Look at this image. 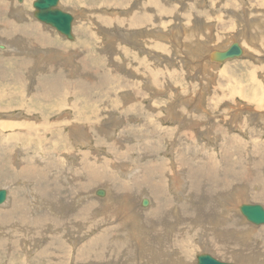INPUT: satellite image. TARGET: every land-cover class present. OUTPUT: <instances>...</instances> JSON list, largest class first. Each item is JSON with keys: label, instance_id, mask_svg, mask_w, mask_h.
Returning <instances> with one entry per match:
<instances>
[{"label": "rangeland", "instance_id": "obj_1", "mask_svg": "<svg viewBox=\"0 0 264 264\" xmlns=\"http://www.w3.org/2000/svg\"><path fill=\"white\" fill-rule=\"evenodd\" d=\"M34 1L35 0H0V20L7 18L10 13L9 11H14L15 10L14 8L16 9L23 8L26 12L29 10H32L34 14V11H35V8L33 6ZM165 1L158 0V2H154V0H60L59 7L69 13H72L75 17V20L73 23V35L75 38L70 39V40L69 38L62 35L60 32H58L55 28L37 20L35 17L32 18L34 21L37 22V28L36 29L31 28V34L36 38H42L46 42V45L50 47L55 46V45H62V44L63 46L66 45L62 49V52H64L62 54L63 56H66V59H67V60L64 59L65 61L70 62V60H73V58L70 59V56H69L71 52L75 54L76 53L79 54L81 52L80 58H81V55H83L82 58L86 57L87 55L91 58L90 60L93 62V64L92 62H89V60H87L86 63L87 65L93 66L95 69L97 68L94 74L98 78L104 80L106 78L104 76V73L107 74V71L110 70V73L111 72L114 73V74L111 73V76L113 77L114 76L116 78L123 77L124 79L127 78L126 81L123 80V78L121 79L123 81L122 84H124V81L127 83V85L124 86L125 87L124 89H126V87L132 88L136 85L134 88L140 91L139 94L145 91H147L148 93H145V97L142 102V107L138 111L139 114L138 113L136 114L133 111H130L127 113L128 116L134 115V117L129 116L128 118V116H125V115L123 118L119 117L122 115L119 113L121 112L119 111L120 109L118 110L117 107H115L119 111L118 112V111H115L116 109L114 111H111L113 110V107H105V105L109 104V99L107 98L105 99V101H103V103L100 104L99 108L98 106L94 105L95 109L97 108L96 110L99 112H102L103 114L102 119H100L101 121L100 120L95 121V123L93 124L96 128H99V131L95 130L96 128H94L92 129L93 131L91 132L89 126L82 123L74 127L72 126L67 127L66 128L67 130L65 129L67 133H69V131L71 133V131L74 132L72 129H75V127H78L76 128L77 130L75 129L77 134L74 133L76 134V136L72 133L73 135L70 137L71 139H69L68 141L67 139H64L66 138L65 133L59 134L56 132L55 134V132H49L48 135L43 136V139L40 142L44 146V149L42 151L38 152L36 150L38 149L37 147H32L28 145L29 151L31 153L30 155L32 156L33 154L35 156L34 158L38 160L37 162L41 164V167L43 166L53 167V168H50L51 173L53 172L56 175L53 173L52 174L50 173L48 177L50 176H52V178L54 177L55 178L54 181L56 183L59 180L58 183L55 184L56 186H58L57 195H55V193H51V195L48 196L47 198L39 197L36 192L38 188H42V185H44L45 182H42V185H41L34 181L28 180L26 178H20V177H19L20 179L14 178L12 172L10 171L11 163H14L12 164L14 167H17L24 163V162L22 163L24 156L21 155V151L26 149V147H24V146H27L25 142H22L20 145L15 143L14 144L15 146L11 147V149H10V145L8 148L6 147L4 150L2 149L3 152L0 153V189L8 188L7 190L11 194L12 205H14L17 202V199H19L23 201V204H25L28 208L33 209V211H30L28 209V211L31 212V213L30 212L28 213L27 215L28 218H30L31 216H35L36 213L38 217H41L47 214L51 218L56 217L57 219L63 220L64 222L65 221L66 222L65 223L62 222L60 227L59 226L58 228L55 227L56 229L54 228V226L47 225V222H46L44 224L45 226L43 228L44 229L43 233H47V234H44V237H42L43 234L41 236H35L34 233L27 231L26 233H28L29 235L25 237L23 241H21L23 245L21 248L17 250L18 252H14V251L12 252L11 249H10L11 251L4 250L0 252V264H44L46 262V258L42 259L41 257H37V256L40 253V251L44 247H46L45 245L47 241L49 242V240L50 241L52 240L50 242V245L54 244V241L57 235L59 238L63 240V242L66 244L68 248V255L70 256L69 264H74L73 261H75V259L73 260V258L77 256L78 248L81 247L82 244L88 241V239L96 237L95 235H99L101 232L102 233L109 232L107 231L109 226L116 225L120 221H122V219H124L125 217L124 212L126 211L125 209H127V206L129 209V206H130L129 204L130 198L135 199V202L132 204V207L137 208V210L135 209L134 210L135 212L134 211L131 212V217H132V220L138 221V227L133 225L132 220H129L128 224L124 226H119L122 232L116 233L115 240L120 239L121 241L122 240L134 241L135 239H138V242H136L137 243L136 245L137 247H139L143 245V243H141V240L145 243L146 241H148L147 239L151 238L150 234L156 233L157 229H155V231H153L152 229H149L150 227L148 228L146 227L147 229H144L145 228L143 226L144 222L142 224L141 222L142 218H140L139 215H137L140 211H143L142 209L138 211L139 207L141 208V206H143L141 202L142 201L141 198L148 197V199H150L147 193L148 191H146L147 189L144 188L143 190L145 191H142L141 188H143V186H141L139 189L127 188L125 190L123 189V186H122V188L119 189L118 187H116V184H114L115 186L114 187L112 184L108 183L107 180L101 181V179L100 180L96 179L94 177V174H91V173L86 174V170L84 169H81L82 173H80L81 172L80 170L78 171L79 174H77L76 171L74 173V170L77 167V165L83 166V164H86V161L84 160V158H81L80 160H78V157L75 156L76 149L80 151L90 150L92 152H96L97 158L98 157L102 158L103 156H106L110 158L112 157L114 159L115 154H117V152H120L119 149L118 150L116 149V146L120 143L119 148L120 149L126 148L130 154L128 153L127 157L122 158V160L116 158L118 163H115V164L118 166V169L120 172V178L127 185H132L134 182V179L138 177V176L131 177V175L127 174V172H129L132 168H134V166L138 167V166L148 165V162H150V159L154 160L156 156L165 157L166 155H168V161L165 166L167 167L166 175H169L170 174L169 164L170 162H172V159H173L171 158V156L174 155V153L172 152V149H173L174 141L176 142V140L174 139L176 135L174 134L175 132H172L169 129L165 130L164 128L165 127L172 128V125L173 127H175L174 125L177 124L175 120L172 121L168 119V117L170 116V113H172L173 118L178 117L179 115L180 119L183 122L185 123L188 122V125H194V123H200V126L202 128L206 127L207 125L205 120L208 119L209 116H212L213 114L216 120V126H224L228 121L230 124L236 125L233 131L237 133L238 136L242 138L244 142L247 144V147H246V144L244 147L246 149V152L253 151V150H258L259 152L264 151V125H262L264 124L262 123L264 121V116L262 117L263 120L262 119L260 120L261 118L260 116L256 118V115L247 114L245 112L240 117L239 115L235 117L234 120H236V122L234 120H227V121L225 120V123L224 121L223 122L219 121L224 118V117H221V113L223 111L225 112V107H227L228 104L237 105L241 102L243 105L253 106L255 108L257 106L256 103H254L255 98H253L254 101H248V100H252L251 96H253V93L258 90L257 98L264 97V93H263L264 92V89H263L264 88V79H263L264 72H262V69H261V67L264 65V33H263L264 27L257 26V25L254 26L253 24L256 22L258 23L259 21L257 20H259L260 18L261 19L264 18V0H165ZM160 4L164 6V8L167 7L169 4L172 5L173 7L172 9L174 10V12L167 14L166 11L164 12L163 8L160 7ZM154 13L156 14V17ZM176 13H178V16ZM15 14L16 13H14V15ZM239 16H244L247 19V21L249 20L252 22L251 26H248V30H251L252 34L260 35L259 38L260 37L261 39L263 38L262 42L261 40L257 41L256 37L252 35V37L254 38V41L252 44H249L247 46L249 48V51L251 50L252 51L248 52V54L246 53V56L242 55L240 57L230 59L225 62H219V63H215L216 62L215 60L211 61L210 59H208V54L210 55L213 48L224 49L232 42V40L236 39V34L240 30V27H241L240 25L242 24V20L240 19ZM136 18L142 19L143 24L140 25V23H138L134 25L135 23H137L135 22ZM27 21L29 22V19ZM158 22L160 23V26H161L160 28L162 29V31H164V34H162L161 37H159L160 36L159 34L161 33L156 28L157 25H155L154 26V28H156L155 32H157L156 34H158L159 36L155 35L152 38L151 37L152 35H150L151 32H153L152 29H154L152 28V26L153 24H156ZM0 24L7 25L5 22H0ZM142 28H145L146 31H142ZM148 32H150L149 35H148ZM26 34H28V32H26ZM85 34L87 35V38L85 37L86 36ZM1 35L3 36H0V46L2 45L3 48L0 47V64L5 65V66L9 65L11 62L12 56H26L29 59L31 58L30 56L32 57L39 56L36 53L37 52L36 50L30 49L29 47L23 45V43L21 42L22 38L18 36L17 33H15L16 37L14 35H8V34H3V33H1ZM177 36H178V39L176 38ZM76 37H78V39ZM86 42H89L91 44V48L87 53H85V49H87V47L85 46ZM255 42L258 44L256 45ZM255 46L256 48L258 47L259 50L256 48L254 49L253 47ZM199 47H201L202 49L199 50ZM45 52L50 53V54H55L56 56V53L53 50L49 48H43V52H41L43 56L41 57L42 59L39 60L40 63H41V60L45 59V56H44L46 55ZM101 56H115L118 60V63L124 66V69L121 70V73L123 74V76L117 73L118 70L116 71L112 70L113 60H111V58L107 57L106 59H99V57ZM94 57L96 59V65L94 64ZM183 60H187V62H182ZM32 66H35V63L33 61H32ZM32 66H31V69L34 68ZM65 67L68 68L70 66L66 65ZM93 67L89 66V69L94 71ZM79 68L80 66L78 67L77 70H79ZM37 69H39V66H37ZM37 69L35 68L31 73H27L26 70H22L20 73L21 77L17 76L22 83L24 82V80H28L27 82L28 86L25 91V96L27 95L26 99L28 97L33 98L38 93H40V89H39L35 92L34 96L32 92L30 94L31 88L32 90H34V85L37 83V80H38L37 77L40 76V74L36 72ZM198 70H202V71L198 72ZM253 71L255 74L252 73ZM135 73H140L141 76H138L139 77L138 78L136 77V75H134ZM156 73L164 74V76L157 77ZM67 74L68 72H66L65 70V76ZM94 74L90 78H92ZM132 74H133V79L128 80V76ZM147 75H149L151 78H155L156 76V79L158 81L149 82L148 78L145 77ZM1 77H2V73H0V79ZM62 78L63 77H61V79ZM127 81L132 82V83H128ZM254 81H256L255 86H259V87H256L255 89H253V87L251 86V89H250L251 96L244 97L242 93H245V91L249 89L250 84ZM138 85L140 86L138 87ZM110 87H113V88L117 87L119 88L118 90H121V88H123V86L118 87V85L116 84ZM220 87L222 89L217 90V88H220ZM12 90H13L12 88L11 89H8V87L6 88L7 93L12 94L13 93ZM234 91H235V94L233 93ZM230 94H232V96H230ZM73 105H77V103H73ZM201 106H203L204 109L202 113H199L198 108H200ZM217 106H218V109L220 110L213 113V110ZM77 107L79 109V103ZM104 109H107V110L103 113ZM183 109H185V111L182 113L183 115H181L180 112ZM256 109L258 108L256 107ZM22 110L23 109L18 108V107L17 108H12V107L0 108V114H2L0 115V118H1L0 120L1 121H5V120L6 121H11V120L18 121L19 120L20 122V121H23L24 119V120L31 122V120L34 119L33 122L36 124L38 123L37 119L33 117H27L21 114L23 113ZM258 110H260L259 113L261 112L264 114V107H259ZM45 111L46 113L48 112L52 113V110H49L48 107L45 109ZM99 112H96L97 116H99ZM17 113H20V116L17 118L18 120L15 119L17 117ZM8 114H11L9 115L10 117L8 116ZM12 115H15V116L12 118L11 117ZM27 115L29 116L28 113ZM112 116L116 117L117 119H111ZM232 116L233 115L228 113V117L227 116L226 117L229 119V118H232ZM189 117L192 119V122L190 121ZM99 122L101 123L99 124ZM103 122L104 123L107 122L106 124L107 125L109 124V125L105 127ZM153 124L155 126H153ZM79 126H80V135L78 137L80 141L86 140L90 143L83 145L80 142L79 143L77 142ZM158 127L164 129V131L161 134L159 133ZM102 128H104L103 131H102ZM105 131H106V134H105ZM177 131L180 133L181 128H178ZM197 132L199 134L195 133L193 141L195 142L198 141L200 143L199 146L203 147L204 150H205V146L207 145L211 146L210 143H206L207 138H204L201 135L202 130L199 129ZM8 133L9 131H5L6 136L8 135ZM57 134H59L60 136ZM183 137L184 135L182 136V138L181 136L178 135L175 138H179L180 140H183ZM51 138L54 140H52ZM1 140H2V137L0 139V144H1ZM55 140L56 141L58 140V142H60L61 145L57 147V146L50 144L51 142ZM116 140L119 141L118 144ZM47 141L49 143H47L48 145L46 144L45 146L44 144ZM67 142L68 144L69 143L70 144L68 145ZM235 145H236L235 147L238 146L237 144ZM53 146L55 148H53ZM60 147L64 149L62 150ZM195 148L196 147L187 148V153L186 155H183V157L186 161H189L193 163L194 165L199 166L198 163L192 160L196 158V157H193ZM232 151H239V150L238 148H233ZM68 152L70 153L72 152L70 156ZM38 153L40 154L41 158L38 157L39 156ZM51 154L52 155L55 154L54 157L56 159V162H55L54 157ZM41 155H43V158ZM248 155H250L249 152L247 156ZM41 159L42 160L44 159V160L42 161ZM50 159H54V160H50ZM60 159L61 160L64 159L62 160L63 163L61 162ZM176 159H177V156L175 157V160ZM254 159L255 157H252L250 155V157H247V161L249 160V162L245 160V164L249 163L247 164L249 166L246 168V170L248 171L247 174L250 173V170L254 169L255 167L254 162H253ZM59 160H60L59 163H62L64 165L59 167V170H58V168L54 166V163L55 165H57V161ZM82 160H83V163H82ZM150 169L151 167L149 168V171ZM123 171H125V173ZM104 172L105 171H102V173ZM263 172H264V169H263ZM263 172H260V173L263 174ZM56 176H59V178ZM65 176L66 177L68 176L67 177L68 179ZM259 176L257 175L252 176V180L249 177L246 180H244L241 185H239L240 186L239 189L243 190V195L241 199L240 197H237V198L232 197L234 196L233 193H237V190L236 188H232L231 190V187H221L220 189L217 190V193H215L216 189H213L212 191L211 190L207 191L206 197L202 196L201 199L198 198V203H199L198 209H203V203L207 200V198L211 199L212 194L215 193L213 196V201H215L214 200L215 196L221 194L222 199H220L219 201H215V202L210 200V204H207L206 207H207L208 212L213 213L211 215H208V217L211 219L212 215L215 216V214H217L225 218L224 216L225 212H229V214H225L227 215L226 218L228 217V215H230L232 216V219L236 221V225H237L236 237L239 240V242L244 246L253 245V246L264 247V236H262V233L264 232V224L259 225V226L251 224L241 215V213L238 214L239 211L237 210L238 204L240 203L242 204L243 203H259L264 206V199L260 197V194L264 192V183H261L262 180L259 179ZM145 182L148 183V181H145ZM176 183L177 184H174V185L178 188L177 189L178 191L179 190L181 192L184 191L183 193L185 197H187V195L191 197L188 194V192L185 191L184 188H182V185L189 186V182L186 177V174H185V179L179 180ZM53 185L50 184V187ZM159 185L160 184H158V186ZM211 185H212V182L208 184V187H210ZM99 188L107 190L108 194H106V196L104 197H99L96 194ZM230 190L232 192H230ZM180 191H179V195L181 196ZM121 192H125V193L122 195ZM119 193L121 194L118 195ZM250 193H255V194L249 195ZM169 194L174 195V199L172 200L173 202L171 201V204H170L171 209L174 208L173 206L175 203L177 204V205L175 204V208H178L179 206H181V204L183 203V199L185 198L181 196L182 201L180 200L179 202L178 200L177 202L176 200L175 202V199L177 197L172 187L169 190ZM30 196L32 197L30 198ZM109 196L110 197L112 196V197L109 200H107ZM81 197L82 198L85 197V200L82 201ZM76 200L79 201V203H77ZM52 201L55 202L56 204L53 203ZM85 202H87L88 204L90 203L93 204L94 210L91 212L90 211L91 208H90L88 212L82 217V220L79 218L80 222L84 221L83 224H84L85 232H83V230H78V228L73 229L71 227L73 221L70 220V218L67 219V217L69 213H72V212L74 213L76 210L78 211L80 207H82L84 204H87ZM108 204L109 205L118 204V205L116 207L111 208L113 212L110 213L108 209L104 208V206ZM150 204L151 203H149L148 208L147 206L146 208H144L143 206V208L149 209ZM12 205L7 207L6 209H10ZM234 208H236V210H234L233 213L230 214L231 211H229V209L231 210ZM42 209L45 211H43ZM38 210L40 212H38ZM120 210H122V212ZM34 211L35 212L37 211V212L35 213ZM82 212L84 211L82 210ZM152 213H154V211H152ZM121 215L122 217L123 216L124 217L121 218ZM153 216L155 217L156 215L153 214ZM16 219H15V222H18L19 220L20 222L22 220H26V218L24 219L16 218ZM117 219L119 221H117ZM19 226L23 228L22 222L21 224L18 223V227ZM8 227L12 230H16L12 225L6 222L5 225L0 224V234L2 232H5L4 230H6ZM160 227H162V225H160ZM136 228L137 229L140 228L138 230H141L140 231L141 236L135 233L131 234L132 236L134 235L133 237L129 235V230L136 229ZM153 228H157V227H153ZM29 229L30 228H28V230ZM45 229L47 231H45ZM51 229L53 230V232ZM192 229H195V228H192ZM65 230L68 231V234L70 236L66 235L67 232ZM159 230L160 228H158L157 233L162 231V230L160 231ZM179 230L176 233H182V228H181V231ZM197 230H199V228H197ZM53 233H55L56 237H53L54 235ZM176 233L174 234V236L176 235ZM199 233L200 235L197 236L198 239H199V236L200 237L202 235L205 236L204 238H202L203 236L201 237L203 242L205 241V239L206 240L210 239V237L208 238L206 237V234L202 232H199ZM62 234L66 236H63ZM33 237H35L34 240H32ZM26 238L28 239L26 240ZM197 238H196V242H197ZM168 244L171 245L170 243ZM34 246L36 249H33ZM25 248L28 250H26ZM196 248L198 249L197 254L195 256L196 259L195 258L192 259L191 263L197 262L196 261L197 255L202 250L204 251V249L201 246H197ZM209 252L211 254L213 253L211 251ZM149 254L151 258L149 257V259H147L148 258L147 256ZM146 255H147L146 258H142L141 256L136 254L135 258L142 259L144 264H146V262L148 264H151L152 262L154 263L155 258L157 256L159 260H162V261L169 260L168 252H163L159 254L156 250V253H155L156 257L153 259V257L151 256L152 254L149 252V249H147ZM212 255H214L216 258L221 257L220 260L227 261V262H236L238 264H264V251L254 252V253H247V251L236 252L232 255L225 256L223 258L221 255L215 252ZM106 258L107 260L109 259V257H106ZM120 259H121V254L120 255L118 254L116 259L111 258L108 261L104 259V260H101V262L98 264H102V261H103V264H115L116 262L118 264H121ZM71 260H72V263H71Z\"/></svg>", "mask_w": 264, "mask_h": 264}, {"label": "bare ground", "instance_id": "obj_2", "mask_svg": "<svg viewBox=\"0 0 264 264\" xmlns=\"http://www.w3.org/2000/svg\"><path fill=\"white\" fill-rule=\"evenodd\" d=\"M154 2H158V0H154ZM165 2H167V1H165ZM160 7L163 8V11L164 12L166 11L167 14L174 12V10L172 9L173 7L170 4L165 8H164V6H162L160 4ZM14 9H15L14 11H9L10 13H9V16L7 18L0 20V22H5L7 24V25L0 24V36H3V35H1V33H3V34H8V35H14L16 37L15 33H17V35L22 38L21 42L23 43V45L29 47L30 49L36 50L37 51L36 53L39 56H33L32 57L29 55L31 57L30 58L31 60L29 58H27L26 56H12L11 62L9 65L5 66V65L0 64V73H2V77L0 79V98H1L0 99V108H10V107L21 108V109H23L22 110L23 113H21V114H23L24 116H27V117H33V118L37 119L38 123L37 124L34 123L33 122L34 119L31 120L32 123L27 121V120H24V119H23V121L19 122V120L17 118L20 116V113H17V117L15 118L18 121H12V120L11 121H6V120L1 121L0 120V135H1L2 140H3V141L1 140V144H0V153H2L6 147L8 148L9 145H10V149H11V147L15 146L14 145L15 143L20 145L22 142H25L27 144V146H24V147H26V149L21 151V155L24 156L22 163L23 162L24 163L22 165L14 167L12 165L14 163L10 162L11 163L10 171L12 172L14 178H19V177L20 178H26L28 180L34 181V182L41 184V185H42V182H45V184L42 185V188H38L36 193L39 197L47 198L48 196L51 195V193H55V195L58 194V186H56L55 184H57L59 180L56 183L54 181L55 180L54 177L53 178H52V176L48 177V175L51 173L50 168H53V167H51V166L41 167V164H39V162H37L38 160L34 158L35 156L33 154H32V156L30 155L31 153L29 151L28 145L32 146V147H37L38 149H36V150L38 152L42 151L44 149V146L40 142L42 141L43 136L48 135L49 132H55V134H56V132L59 134L65 133L66 138H64V139H67V141H68L69 139H71L70 137L74 133H76V130H77L76 128H78V127H75L76 130L72 129L74 132L71 131V133H70V131H69V133H67V131H65V129L67 127H71V126L74 127V126L82 124V123L88 125L90 128V131L92 132L93 131L92 129L96 128L93 125L95 123V121L102 119V116H103L102 112L97 111L96 110L97 108L95 109V106H98V108H99L100 104L103 103V101H105V99H107V98L109 99V104L105 105V107H113V110H111V111H114L116 109L115 107H117L118 110L120 109L119 111H121V112H119L117 109L115 110V111H118L120 114H122L119 117L123 118L124 115L128 116L127 113L130 111H133L136 114L137 113L139 114L138 111L142 107V102H143V99L145 97V93H148V92L145 91V92H142L141 94H139L140 91L138 89L134 88L136 85L132 88L126 87V89H124L125 88L124 86L127 85V83L125 82L127 80V78L124 79L122 77L123 80H125L124 84H122L123 83V81L121 80L122 78L121 77L116 78L115 76L114 77L111 76L112 72L110 73V70H108V71L106 70L107 74H105L103 72L104 76L106 77L104 79L105 80V82H104V80L95 76L94 72H96L97 68L95 69L93 66L87 65V63H86L87 60H89V62H92L90 60L91 58L88 55L84 58H82L83 55H81V58H80L81 52L79 54L76 53L78 55L71 52L69 54V56H70V59L73 58V60H70V62L65 61L64 59H66V56H63L62 53H64V52H62V49L66 45L63 46V44H62V45H55V46L50 47V46L46 45V42L42 38H36L31 34V28H34V29L37 28V22L32 19L34 17L33 11L29 10L26 12L23 8H17V9L14 8ZM14 13H16L15 14L16 16L14 15ZM176 14L178 16V13H176ZM155 17H156V14H155ZM239 17L242 20V24L240 25L241 26L240 30L236 34V39L232 40V42L224 49L213 48L210 55L208 54V59L213 61V58H212L213 51L226 50L235 41L240 42V44L244 48L243 56H246V53L248 54V52L252 51V50L249 51V48L247 47L249 44H252L254 41V38L252 37V35H254L256 37L257 41L261 40V42H262L263 38L262 39H261V37L259 38L260 35L252 34L251 30H248V26H251L252 22L249 20L247 21V19L244 16H239ZM176 18H178V17H176ZM28 19H29V22L27 21ZM263 19L260 18L259 20H257V21H259L258 23L257 22L253 23L254 26L257 25V26L264 27V20ZM135 22H137V23H135ZM135 22H134L135 23L134 25H136L138 23H140V25L143 24L142 19H140V18H136ZM155 25H157L156 28L161 33V34H159L160 36L158 34H156L157 32H155L156 31L155 30L156 28H154ZM160 27L161 26H160L159 22L156 24H153V26H152V28H154V29H152L153 32H151V34H150V32H148V35L149 34L152 35L151 36L152 38L155 35H158L159 37H161V35L164 34V31H162V29ZM142 31H146L145 28H142ZM149 31H151V30H149ZM26 32H28V34H26ZM263 33H264V28H263ZM85 37L87 38V35ZM76 38L78 39V37H76ZM176 38L178 39V36ZM257 44L258 43H256V45ZM253 45H251V46H253ZM85 46L87 47V49H85V53H87L91 48V44L89 42H86ZM160 46H161V44H160ZM160 46H158V47H160ZM43 48H49V49L53 50L56 53V56H55V54H50V53L45 52V54H46V55H44L45 59L41 60V63H40L39 60L42 59L41 57L43 56V54L41 52H43ZM253 48L255 49L256 46ZM200 49H202V48L199 47V50ZM256 49L259 50L258 47ZM76 56H78V57H76ZM107 57H109V58H111V60H113L112 70H114V71L118 70L117 73H119L123 76V74L121 73V70L124 69V66L122 64L118 63V60L115 56H101V57H99V59H106ZM32 61L35 63V66H32ZM182 62H187V60H183ZM198 63H200V62H198ZM215 63H219V62H215ZM92 64H93V62H92ZM94 64L96 65L95 57H94ZM66 65H69L70 67L67 68V67H65ZM31 66L34 68L31 69ZM37 66H39V69H37ZM79 66H80V68H79V70H77ZM89 66L93 67L94 71L89 69ZM35 68L37 69L36 72L39 73L40 76L37 77L38 80H37V83L34 85V90H32V88L30 87L31 88L30 94L32 92V94L34 96L35 92L39 89H40V93H38L33 98L28 97L26 99L27 95L25 96V91H26L27 86H28V83H27L28 80H24V82L22 83L18 77H21L20 73L22 70H26L27 73H31ZM261 69H262V72H264V65L261 67ZM65 70H66V72H68L69 75L67 74L65 76ZM200 71H202V70H198V72H200ZM252 73L255 74L254 71ZM93 74H94V76L92 78H90ZM112 74H114V73H112ZM134 75H136V77L141 76L140 73H135ZM147 76H145V77L148 78L149 82L150 81L156 82V81H158L156 79V76L157 77L158 76H164V74L156 73L155 78H151L149 75H147ZM61 77H63V78L61 79ZM118 77H119V75H118ZM90 79H92V80H90ZM129 79H133V74L128 76V80ZM253 79H255V78H253ZM263 79H264V77H263ZM141 80H143V79H141ZM141 80H140V82H141ZM127 82L132 83L129 81H127ZM114 84L118 85V87L123 86V88H121V90H118L119 88H117V87H115V88L110 87V86H113ZM255 85H256V81L252 82L250 84L249 89H247V91H245V93H242L243 96L244 97H250L251 96V94H250L251 86L253 87V89H255L256 87H259V86H255ZM139 86L140 85H138V87ZM7 87H8V89H11V88L13 89L12 94L6 92ZM148 87H150V86H148ZM218 89H222V88L220 87V88H217V90ZM244 90H246V89H244ZM102 91H104V92H102ZM235 91H236V89H235ZM235 91L233 92L234 94H235ZM257 91H255L253 93V96H251L252 100H248V101H254L253 98H255L254 103H256V105H257L256 107L259 109V107H264V97L257 98L258 97ZM230 96H232V94H230ZM227 98H228V96H227ZM73 103H77V105L79 103V109H78L77 105H73ZM72 105H73V107H72ZM47 107L49 108V110H52V113L51 112L46 113L45 109ZM256 107L254 108L253 106H246V105H243L241 102L237 105H234V104L229 105L228 104L227 107H225V112L223 111L221 113V117H224L225 119L223 118L222 120H219V121L220 122L224 121V123H225V120L226 121L227 120H234L237 115H239V117H240L245 112L247 114L256 115V118H258L260 116L261 117L260 120H261L262 117L264 116V114L261 112L259 113L260 110L256 109ZM203 109H204L203 106L198 108L199 113H202ZM5 110H7V109H5ZM106 110L107 109H104L103 113ZM218 110H220V109H218V106H217L213 110V113H215ZM184 111H185V109H183L180 112L181 115H183L182 113ZM16 112H17V110H16ZM96 112H99V116L96 115ZM27 113L29 114V116L27 115ZM94 113H95V115H94ZM228 113L233 115L232 118H229V119L227 118ZM0 115H2V114H0ZM9 115H11V114H8V116ZM4 116H6V115H4ZM14 116L15 115H12L11 117L13 118ZM129 116L134 117V115H129ZM129 116H128V118H129ZM172 118H173V115H172V113H170V116L168 117V119H170L172 121H174V120L176 121L177 124L174 125L175 127H173V125H172V128L165 127L164 129L165 130L169 129L172 132H175L174 134L176 136L179 135L182 138V136L184 135V137H183V140H180L179 138H175L176 136L174 137L176 142L174 141V143H173L172 152L174 153V155L171 156V158H173V159H172V162H170V164H169V171H170L169 175H166L167 167L165 166L167 161H168V155H166L165 157L156 156L155 159L153 158L154 160L150 159V162H148V165L138 166V167L134 166V168H132L129 172H127V174L131 175V177L138 176L137 178L134 179V182L132 185H127L120 178V172H119L118 166L115 163H118L116 158L122 160V158L127 157V154L129 152L127 151L126 148L125 149L119 148L120 143L118 140H116L117 144L119 143L116 146V149L117 150L119 149L120 152H117V154H115L114 159L112 157L110 158V157H106V156H103L102 158L101 157L97 158L96 152H92L90 150L89 151H80L78 149H76V151L74 150L75 156L78 157V160H80L81 158H84V160L86 161V164H83V166L77 165V167L74 170V173L76 171L77 174H79V172H78L79 170L81 171L80 173H82L81 169H84V170H86V174L87 173L94 174V177L96 179H98V180L101 179V181L107 180V182L112 184L113 186H114V184H116V187H118L119 189H121L122 186H123L124 190L127 188L139 189L141 186H143V188H141V190L145 191L143 189L146 188L147 189L146 191H148L147 193H148V196L150 198L149 200H151V202H150L151 204H150L149 209H144L146 207L143 208V206H141V208L139 207L138 211H140V209H142L143 211H140L137 215H139V217L142 218V221L140 220L142 222V224L144 222L143 226L145 228L144 227H142V228L147 229L148 227H150L149 229H152L153 231H155V229L158 230V228H160V230H162V231L159 230L160 231L159 233H157V230H156L157 234L156 233L150 234L151 238L147 239L148 241H146L145 243L141 240V243H143V245H141L139 247H137V245H136L137 244L136 242H138V239H135L134 241H131V240H122L121 241L120 239L115 240L116 233L122 232L120 230L119 226H124V225L128 224V221L132 220L131 212H133L135 209L137 210V208L132 207V204L135 202V199L130 198V201H129L130 206H129V209H128V206H127V209H125L126 210L124 212L125 217L123 216L124 219H122V221H120L116 225L109 226V228L107 230L109 232H107V233L101 232L99 235H95L96 237L88 239V241H86L84 244H82L81 247L78 248L77 256L73 258V260L75 259V261H73L74 264H98L101 262V260H104V259L107 260L106 257H109V259H111V258L116 259L118 254L119 255L121 254V259H120L121 264H144L143 260L140 258H135V255L137 254V255L141 256L142 258H146L147 249H149V252L152 254L151 256L153 257V259L156 257V255H155L156 250L159 254H161L163 252H168L169 260L162 261V260H159V258L157 256L155 258V262L154 263L152 262L153 264H189V261L186 260L185 256L182 255L178 250L174 249L172 246V239L174 237V234L179 230V228H180L179 231H181V228H182V233L189 231L192 228H195V229L199 228L198 235H200L199 232H202V233L206 234L207 238L210 237V239H208V240L205 239L204 242L202 241V238H204L205 236L202 235L203 236V237L201 236L202 238L200 236H199V239L197 238V242L195 243V247L201 246L204 249V251L202 250L203 252L202 251L200 253L198 252L199 254L211 251V252H213L212 254H214V252L218 253L223 258L225 256L232 255L236 252L247 251V253H254V252H263L264 251V247L253 246V245L244 246L239 242V240L236 237V235H237L236 221L233 220L232 216H230V215H228V217L226 218L227 215H225V214H229V212H225V214H224L225 218L223 216H219V215L215 214V216L212 215V218L210 219L208 217V215H211L213 213L208 212L207 207H206L207 204H210V200L213 201L214 194L217 193V190L220 189L221 187H231V190H232V188H236L238 194L233 193L234 196H232V197H235V198L240 197V199H241V197L243 195V190L239 189V187H240L239 185H241L243 183V181L246 180L247 178L250 177V179L252 180V176H254V175L259 176L261 174L260 172H263V169H264V151L263 152H259L258 150L248 151L252 157H255V159L253 161L255 167H254V169L250 170V173L247 174L248 171L246 170V168L249 166V165H247L249 163L245 164V160L247 161V157H250V155L247 156L248 152H246V149L244 148L245 144H246L244 142V140L242 138H240L238 136V134L233 131V129H235V127H236L235 124H230L228 121L224 126H216V120H215L213 114H212V116H209V118L205 120L207 125L204 128H202L200 126V123H194V125H188V122L187 123L183 122L180 119L179 115H178V117H175L173 119ZM111 119H117V118L112 116ZM189 119L192 122V119L190 117H189ZM234 121L236 122V120H234ZM100 123L101 122H99V124ZM106 123H104L105 127L109 125V124L107 125ZM262 123H264V121ZM178 125H180V126H178ZM262 125H264V124H262ZM153 126H155V125L153 124ZM239 127H240V125H239ZM178 128H181L180 133L177 131ZM103 129L104 128H102V131H103ZM164 129L159 128V133L161 134L164 131ZM199 129L202 130L201 135L204 138H207L206 143L211 144V146H208V145L205 146V150L203 149V147L199 146L200 143L198 141L197 142L193 141L195 133H198L197 131ZM95 130L99 131V128H96ZM5 131H9L7 136L5 135ZM106 131H105V134H106ZM95 132H97V131H95ZM147 132H149V131H147ZM51 134H53V133H51ZM59 134H57V135H59ZM76 134H74V135L76 136ZM180 134H182V135H180ZM79 135H80V126H79V133L77 135V142L78 143L80 142L83 145L90 143L86 140L80 141V139L78 137ZM98 135H99V133H98ZM1 137H0V139H1ZM52 140H54V139H52ZM47 143H49V142L47 141L44 145L46 146ZM258 143H260V142H258ZM50 144L57 146V147L59 145H61L60 142H58V140L57 141L55 140V141L51 142ZM67 144H68V142H67ZM235 144H237L238 146L235 147L236 146ZM23 145H25V144H23ZM54 146H53V148H55ZM193 147H196L194 149L195 152H194V156H193L196 158L192 159V157H191V159L193 161H195L196 163H198L199 166H196L193 163L186 161L183 157V155H186V153H187V148H193ZM246 147H247V144H246ZM233 148H238L240 153H239V151H232ZM61 149L63 150L64 148H61ZM262 150H263V148H262ZM51 152H52V150H51ZM71 153L68 152L69 156ZM54 155H52V156L54 157ZM41 156L43 158V155H41ZM49 156H50V154H49ZM176 156H177V159L175 160ZM38 157H40V154ZM244 157H245V159H244ZM29 159H30V161H29ZM54 159H55V157H54ZM54 159H50V160H54ZM60 160L57 161V165H55V163H54V166H56L58 168V170H59V167L64 165V164H62L63 163L62 160H64V159L61 160L62 163H59ZM78 160H76V161H78ZM249 160L247 162H249ZM55 162H56V159H55ZM82 163H83V160H82ZM150 167H151V169L149 171ZM162 167H163V169H162ZM57 168H55V169H57ZM102 171H105L107 173H105V172L102 173ZM123 172L125 173V171H123ZM53 174H55V173H53ZM64 174H62V175H64ZM70 174H72V173H70ZM185 174H186V177L188 179L189 186H187V185L183 186L182 185V188H184V190L187 191L191 197H189L188 195H187V197H185L184 193H183L184 192L183 189H182L183 192H181L179 190L181 192V196H183V198H185V199H183V203L181 202L182 204L178 208H175V204H176L175 203L173 206L174 207L173 208L174 210H173V209H171L170 204H171V201L174 199V195H170L169 190L171 189V187L173 188V191L177 197L175 199V202H176V200H177V202H178V200L180 202L181 196L179 195V191L177 190L178 188L174 184H177L176 182L179 180L185 179ZM56 177L59 178V176H56ZM164 178H166V179H164ZM174 179H175V181H174ZM259 179L262 180L261 183H264V172H263V174H261L259 176ZM63 180H61V181H63ZM71 180H72V178H71ZM145 181H148V183H146ZM154 181H156V182H154ZM63 182H65V181H63ZM210 182H212V185L210 187H208V184ZM27 183H29V182H27ZM49 183L51 185H53V184L54 185L50 187ZM158 184H160V185L158 186ZM117 185H119V186H117ZM213 189H216V191H215V193L212 194V196L210 195L211 199L207 198V200L203 203V209H198V207H199L198 198L201 199L202 196L206 197L207 191H210V190L212 191ZM231 190H230V192H232ZM62 193H63V191H62ZM106 193L108 194L107 190H106ZM121 193L123 195L125 192H121ZM121 193H119L118 195H120ZM254 194L255 193H250L249 195H254ZM31 197L32 196H30V198ZM64 197H65V195H64ZM111 197L109 196V198L107 200H109ZM260 197H262L264 199V192L262 194H260ZM52 199H54V198H52ZM58 199H59V197H58ZM102 199H104V198H102ZM141 199L143 200V197ZM220 199H222L221 194L216 195L214 200L219 201ZM83 200H85V197L82 198V201ZM90 200H91V198H90ZM215 201H213V202H215ZM225 201H226V199H225ZM141 202H140V204H141ZM53 203H55V202H53ZM77 203H79V201H77ZM85 203H87V202H85ZM30 204H31V202H30ZM109 204L104 206V208L108 209V211L110 213H112L113 211L111 210V208L116 207L118 204H111V205H109ZM241 204L242 203L238 204V207L235 206V207H237V210L239 211L238 214H240V205ZM10 205H12L11 194L8 192V197H7L6 201L0 205V220H1L0 224L5 225V223L8 222L16 230H12L8 227L6 230H4L5 232H2L0 234V252H2L4 250L8 251L10 249L12 250V252L13 251L18 252L17 250L19 248H21L23 245V243H21V241H23L24 238L29 235L28 233H26L27 231L34 233L35 236H41L43 234L42 237H44V234H47V233H43V231H44L43 228L45 226L44 224L46 222H47V225L54 226V228L55 227L58 228V226L60 227L62 222H64L63 220H59L56 217H53V216H52L53 218L49 217V215L45 214V212H44V214H45L44 216L38 217L37 213H36L37 211L36 212L34 211L36 213L35 216H31L30 218H28L27 217L28 213L30 211H33V209L28 208L25 204H23V201H21L19 199H17V202L14 205H12V207L10 209H6ZM62 205H63V203H62ZM69 205H70V203H69ZM224 206H226V205H224ZM147 208H148V206H147ZM28 209L30 211H28ZM89 209L91 212L94 210L93 204H91V203L90 204H88V203L84 204L82 207H80V209L78 211L76 210L74 213L73 212L69 213L67 219L70 218V220L73 221L72 225H71V227L73 229L78 228V230H83V232H85L84 231V224H83L84 221L80 222L79 218L82 220V217L88 212ZM82 210L84 212H82ZM113 210H115V209H113ZM234 210H236V208L231 209V210L229 209V211H231L230 214L233 213ZM43 211H45V210H43ZM120 211L122 212V210H120ZM152 211H154V213H152ZM38 212H40V211L38 210ZM105 213H106V211H105ZM99 214H100V212H99ZM134 214H132V215H134ZM153 214H155L156 216L154 217ZM93 215H94V213H93ZM123 217L121 215V218H123ZM235 217H234V219H235ZM16 218H18V219L19 218H22V219L26 218V220L21 221L23 228L20 226L18 227V223L21 224V222H20V220L18 222H15ZM74 220H76V221H74ZM117 221H119V220L117 219ZM177 222H178V224H177ZM132 223L134 226L138 227V221L132 220ZM160 225H162V227H160ZM206 226H208V227H206ZM64 227H66V226H64ZM153 227H157V228H153ZM28 228H30V229L28 230ZM62 228H60V229H62ZM138 229H140V228H138ZM138 229L136 228V229L129 230V235H131L133 233L140 235L141 230H138ZM45 231H47V230L45 229ZM262 231H263V229H262ZM52 232H53V230H52ZM66 232H67L66 235L70 236L68 234V231H66ZM53 234L55 235V233H53ZM123 234H125V233H123ZM126 234H128V233H126ZM54 235H53V237H56V235L55 236ZM62 235L66 236L64 234H62ZM262 236H264V232L262 233ZM118 237H120V236H118ZM28 238H26V240ZM34 238L35 237H33L32 240H34ZM67 239H68V237H67ZM36 241H37V239H36ZM51 241L50 240H49V242L47 241V243L45 245L46 247H44L42 250L40 249L41 251L37 257H41L42 259L46 258V262L44 264H69L70 263L69 262L70 256L68 255V248H67L66 244L63 242V240L61 238H59L57 235V237L55 238V241L53 240L54 241L53 245H50ZM73 243H74V241H73ZM168 243H170L171 245H169ZM39 244H38V246H39ZM35 246H34V248L33 247L32 248L36 249ZM155 248H156V250H155ZM22 250H23V248H22ZM26 250H28V249H26ZM32 254H34V253H32ZM147 257H148L147 259H149L150 254ZM218 257H220V256H218ZM220 258H217V259H220ZM71 263H72V260H71ZM192 263L196 264L197 262H192ZM102 264H103V261H102ZM115 264H118V263L116 262ZM146 264H148V263L146 262Z\"/></svg>", "mask_w": 264, "mask_h": 264}, {"label": "water", "instance_id": "obj_3", "mask_svg": "<svg viewBox=\"0 0 264 264\" xmlns=\"http://www.w3.org/2000/svg\"><path fill=\"white\" fill-rule=\"evenodd\" d=\"M60 0H35L33 6L35 8L34 17L55 28L62 35L69 39H73V23L75 17L59 7ZM0 47L3 48L1 45ZM244 48L240 42H233L226 50L213 51L212 58L216 62H225L243 55ZM96 194L99 197L106 196L105 189H98ZM8 197V190L6 188L0 189V205L3 204ZM150 200L143 198L142 205L148 206ZM241 215L251 224L259 226L264 224V206L259 203H243L240 205ZM196 264H238L236 262L221 261L214 258L210 253H201L197 256Z\"/></svg>", "mask_w": 264, "mask_h": 264}, {"label": "clouds", "instance_id": "obj_4", "mask_svg": "<svg viewBox=\"0 0 264 264\" xmlns=\"http://www.w3.org/2000/svg\"><path fill=\"white\" fill-rule=\"evenodd\" d=\"M197 236L198 230L190 229L183 233H177L172 239L173 248L184 255L189 264H191V260L195 258L198 251L195 247Z\"/></svg>", "mask_w": 264, "mask_h": 264}, {"label": "flooded vegetation", "instance_id": "obj_5", "mask_svg": "<svg viewBox=\"0 0 264 264\" xmlns=\"http://www.w3.org/2000/svg\"><path fill=\"white\" fill-rule=\"evenodd\" d=\"M207 253H210V252H207ZM211 254V253H210ZM213 256V255H212ZM214 258H216L215 256H213ZM217 259V258H216ZM218 260H220V259H218ZM221 261H223V260H221Z\"/></svg>", "mask_w": 264, "mask_h": 264}]
</instances>
